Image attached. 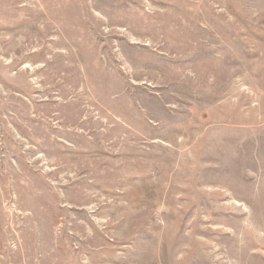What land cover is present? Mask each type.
Masks as SVG:
<instances>
[{"label":"rangeland","instance_id":"1","mask_svg":"<svg viewBox=\"0 0 264 264\" xmlns=\"http://www.w3.org/2000/svg\"><path fill=\"white\" fill-rule=\"evenodd\" d=\"M0 264H264V0H0Z\"/></svg>","mask_w":264,"mask_h":264}]
</instances>
